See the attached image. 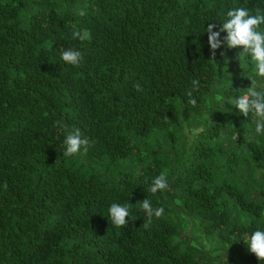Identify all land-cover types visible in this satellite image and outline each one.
Returning <instances> with one entry per match:
<instances>
[{"label": "trees", "instance_id": "16d2710c", "mask_svg": "<svg viewBox=\"0 0 264 264\" xmlns=\"http://www.w3.org/2000/svg\"><path fill=\"white\" fill-rule=\"evenodd\" d=\"M239 7L264 0H0V264H260L264 134L225 103L254 65L205 31ZM75 129L90 146L63 157ZM147 198L164 213L144 228Z\"/></svg>", "mask_w": 264, "mask_h": 264}, {"label": "clouds", "instance_id": "9594fccd", "mask_svg": "<svg viewBox=\"0 0 264 264\" xmlns=\"http://www.w3.org/2000/svg\"><path fill=\"white\" fill-rule=\"evenodd\" d=\"M77 14L83 16L85 13L79 11ZM226 16L227 19L222 23L223 26L219 31H214L216 28L215 23H209L205 29L208 34V44L212 55L214 57L216 50L225 45L228 49L241 48L242 52L239 53V56L250 57L254 65V73L253 77L249 79L251 86L244 90L243 94L234 101L231 97H228L227 100L225 98V103L233 105L244 117H248L250 113L254 115L257 118L255 134H264V84L260 83V81H264V28L261 27L264 25V13L257 9L255 10V14L251 15L247 8L239 7L227 11ZM221 33H226L223 39H221ZM72 38L84 41L90 39V33L74 29ZM61 59L66 64L79 67L83 57L79 51L68 49L61 52ZM192 84L193 90H197L199 81L193 80ZM134 87L138 92L143 91L139 83L134 85ZM186 96L189 98L188 103L195 106L196 100L192 98V90L187 91ZM56 123L58 126L60 125L59 121ZM64 145L63 157H70L78 154L81 148L86 152L90 146V141L86 137L82 138L80 130L75 129L66 135ZM168 190H170V186L167 180V170H165L153 179L148 191L156 194L157 192ZM140 205L147 217V220L143 224L144 228H148L153 216L160 218L164 213L163 207L153 208L148 198L140 202ZM130 206V204L121 205L117 203L110 205L108 215L115 227H123L128 223V219L126 218L130 216ZM244 243L248 251L260 261V264H264V231H254Z\"/></svg>", "mask_w": 264, "mask_h": 264}, {"label": "rangeland", "instance_id": "374dc122", "mask_svg": "<svg viewBox=\"0 0 264 264\" xmlns=\"http://www.w3.org/2000/svg\"><path fill=\"white\" fill-rule=\"evenodd\" d=\"M194 243V241H191V244H193Z\"/></svg>", "mask_w": 264, "mask_h": 264}]
</instances>
